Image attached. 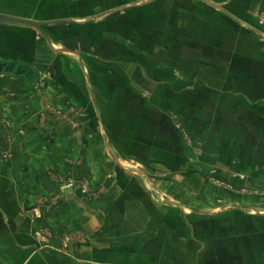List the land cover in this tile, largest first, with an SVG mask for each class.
<instances>
[{"label": "rangeland", "instance_id": "rangeland-1", "mask_svg": "<svg viewBox=\"0 0 264 264\" xmlns=\"http://www.w3.org/2000/svg\"><path fill=\"white\" fill-rule=\"evenodd\" d=\"M125 1L131 3L125 10L90 26L73 28V38L59 34V40L72 46L85 63H91L85 74L94 92L108 87V96L117 100L122 90L111 82L117 79L142 95L147 110L163 111L176 130L174 136L170 134L174 143L170 142L168 150H160L162 157H168L167 165L120 164L141 174L145 189L155 190L150 199L157 206L142 221L151 222L152 227L157 224V228L149 229L147 239L143 237L142 260L138 262L204 264L198 251L207 244L211 250L207 264H220L213 257L212 245L231 234L238 235L240 258L253 260L241 250H264V122L241 109L264 105L258 100L264 91V0H212L216 6L198 0ZM53 29L71 35V25ZM97 51L99 54L93 55ZM42 56L37 54L36 61L47 60L48 65L41 69L0 62V86L12 79L11 88H30L29 97L35 102L24 105L27 111L38 109L37 100L46 90L84 98L81 70L77 89L68 80L69 68L63 75L57 68L58 56ZM94 56L103 60H93ZM63 61L68 67L70 56H64ZM204 73L207 85L192 81L194 75L204 77ZM252 80L259 92L254 101L247 96V84ZM56 81L63 85L53 86ZM236 88L242 93L237 95ZM66 104L61 110L53 101L41 102L43 113L33 125L37 129L50 117L61 119L71 109L76 116L78 107ZM18 121L0 116L1 161L8 157L3 150H15L20 144L23 125ZM17 168L22 175L23 167ZM47 176L60 195L65 191L71 195L76 187L90 190L84 180L68 174ZM60 195L45 198L36 189L34 196L20 200L16 216L24 226L29 224L36 251L61 246L55 248V240L64 244L68 238H83L79 230L65 233L43 224L50 215L44 212L45 204L57 205Z\"/></svg>", "mask_w": 264, "mask_h": 264}, {"label": "crops", "instance_id": "crops-1", "mask_svg": "<svg viewBox=\"0 0 264 264\" xmlns=\"http://www.w3.org/2000/svg\"><path fill=\"white\" fill-rule=\"evenodd\" d=\"M198 1L217 5L212 0ZM130 4L125 0H0V62L41 69L48 63L44 60L38 64L37 54H42L44 59L46 54H54L60 60L57 68L62 75L69 68L68 80L77 89L81 70L85 79L83 87H86L82 90L87 93L82 91L84 98L73 99L59 90L50 93L46 90L37 100L38 109L27 111L24 105L35 102L29 97L30 88H11L9 82H13L12 79L2 82L5 87L0 86V104L3 106L0 116L18 119L23 125V133L15 150L11 147L1 152L8 153V157L0 160V264H140L143 237L147 239L149 229L157 228V224L152 227L151 222L143 224L142 221L144 215L157 206L150 199L155 197V190L145 189L141 174L120 164L167 165L168 157H162L160 150H168L170 142L174 143L170 134L174 136L176 130L163 111L147 110L142 95L117 79L112 78L111 82L116 89L122 90L119 100L108 96V87L94 92V85L85 74L91 63H85L72 46L59 40V34L73 38V28L75 31L107 20ZM63 24L71 25L70 36L67 30L53 29ZM98 54L93 52V55ZM64 56H70L68 67L63 64ZM94 59L103 60L95 56ZM205 78V73L204 77L194 75L192 81L203 85ZM58 84L63 85L56 81L53 86ZM247 86L250 87L247 96L254 101L253 97L259 92L253 80ZM240 91L242 89L234 90L237 95ZM14 93L15 96L10 95ZM262 95L258 100L264 103V91ZM50 101L61 110L71 102L78 107V114L75 116L71 109L63 118L50 117L36 129L33 124L43 113L41 102L46 105ZM241 111L264 122V105L262 108L256 104L248 105ZM171 164H174L172 158ZM18 166L23 167L22 175ZM59 172L84 180L89 192L76 187L71 195H65L66 191L60 195L47 176ZM36 189L45 198L60 195L57 205L45 204L44 212L50 215L43 224L65 233L79 230L82 239L68 238L64 244L55 240V248L61 246L36 251L29 235V224L24 226L16 216L20 213V200L34 196ZM229 237L221 240L222 243L216 240L212 245L215 261L220 264H264V250L261 254L254 248L241 250L254 257L243 260L239 255L238 235ZM207 247L202 244L198 251L199 260L204 264L211 252Z\"/></svg>", "mask_w": 264, "mask_h": 264}]
</instances>
